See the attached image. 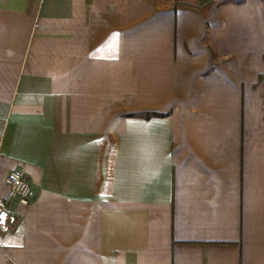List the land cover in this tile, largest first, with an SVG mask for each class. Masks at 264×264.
Masks as SVG:
<instances>
[{"label": "crops", "instance_id": "crops-1", "mask_svg": "<svg viewBox=\"0 0 264 264\" xmlns=\"http://www.w3.org/2000/svg\"><path fill=\"white\" fill-rule=\"evenodd\" d=\"M263 71L264 0H0V264H264Z\"/></svg>", "mask_w": 264, "mask_h": 264}, {"label": "built area", "instance_id": "built-area-1", "mask_svg": "<svg viewBox=\"0 0 264 264\" xmlns=\"http://www.w3.org/2000/svg\"><path fill=\"white\" fill-rule=\"evenodd\" d=\"M5 183L10 190L11 197H13L19 205H29L32 192L27 180V176L22 171H10L5 178ZM15 224L16 217L14 213L7 208L6 201L0 199V238Z\"/></svg>", "mask_w": 264, "mask_h": 264}]
</instances>
